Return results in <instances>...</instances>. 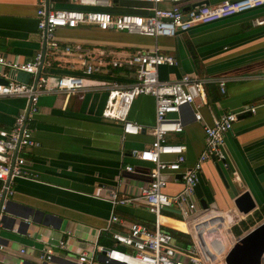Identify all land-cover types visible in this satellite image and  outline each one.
<instances>
[{
    "label": "crops",
    "instance_id": "1",
    "mask_svg": "<svg viewBox=\"0 0 264 264\" xmlns=\"http://www.w3.org/2000/svg\"><path fill=\"white\" fill-rule=\"evenodd\" d=\"M198 1L184 0L180 5L186 8ZM207 1L215 6L223 0ZM99 2L91 6L78 0H49V5L58 10H99L113 15L152 14L153 3L148 0ZM173 5L165 0L160 6ZM37 8L38 0H0V55L24 62L41 51L46 54L41 73L48 86L72 74L85 77L89 87L71 95L44 92L40 96L39 111L30 123L37 144L25 152L31 178H16L13 182L14 193L0 230L4 246L0 264H80L78 258L87 249L93 254L94 264H118L106 263L98 249L114 245L112 232H127L133 222L155 226L156 216L144 202L114 205L110 199V192L115 190L119 196H138L151 181L153 165L134 157L132 151L147 148L155 138V98H135L130 118L143 128L138 134H124L122 124L102 117L107 91L90 86L100 81L131 83L135 69L126 61L138 51L154 49L177 60L175 66L159 68L163 80L179 79L184 74L229 79L225 93L217 83H210L204 100L197 98L181 108L178 115L183 130L169 133L168 139L187 146L183 169L193 167L200 159L206 145V125L228 112L243 113L225 136L230 169L215 160L203 164L200 194L195 191L199 210L184 216L173 206L163 210L161 219L164 230L190 236L182 238L186 242L176 238L180 245L199 244L212 260H222L240 236L264 222V25L253 23L264 15V7L211 24H197L176 36L151 37L101 30L88 24L61 27L55 33L59 44L55 50L46 48L38 30ZM66 47L71 48L70 52ZM114 60L125 63L113 66ZM89 63L100 65L98 73H85ZM4 73L16 78L13 71L0 64V77L4 78ZM36 79L31 75L30 83ZM27 103L23 97L1 96L0 130L10 129ZM196 112L202 120L195 118ZM164 158L172 160L175 156ZM129 165L133 171L126 169ZM164 177L168 181L165 193L174 196L183 190L181 172L167 171ZM243 194L255 203L249 212L236 205ZM202 199L207 208L202 206ZM41 211L53 218L45 220ZM23 213L28 217H22ZM113 215L118 220L114 221ZM61 240L66 247L59 245ZM48 247L53 248L55 256L43 262L41 254Z\"/></svg>",
    "mask_w": 264,
    "mask_h": 264
},
{
    "label": "built area",
    "instance_id": "2",
    "mask_svg": "<svg viewBox=\"0 0 264 264\" xmlns=\"http://www.w3.org/2000/svg\"><path fill=\"white\" fill-rule=\"evenodd\" d=\"M153 3L152 14L148 16L125 13L113 15L99 10H58L49 5V0H38L37 25L45 42L46 48L55 50L59 46L55 38L58 28H74L80 24L97 26L101 30L127 31L151 37L176 36L179 32L188 31L197 24H211L231 16L264 7V0H223L215 6L202 4L192 8H184L180 3L184 0H171L172 7L160 6L165 0H148ZM200 1V0H199ZM83 5H98L99 0H78ZM189 8V9H188ZM254 25H264V15L253 20ZM71 48L66 47L70 52ZM45 53L37 52L28 61L14 62L0 55V64L8 67L14 73L23 71L34 75L35 83H25L4 73L8 83H0V97H23L28 103L26 108L17 115L10 129L0 130V230L4 227V214L8 209L10 197L14 193L13 182L16 178H31L26 164L25 152L35 146L34 134L30 123L39 111V98L44 92H56L67 95L83 92L89 85L83 76L66 74L61 76L53 87L47 85V78L42 75ZM125 62L114 60L113 66H122ZM135 69V79L128 84L116 81H100L90 86L106 90L108 98L102 111V117L122 124L124 134H138L142 125L130 118L132 104L140 95H151L156 102V123L153 128L154 140L150 146L142 150H133L132 155L150 162L151 181L141 188L138 196H119L111 191L110 199L114 205L135 201L144 202L148 210L156 216L154 227L144 223L133 222L127 232L113 231L114 245L99 246L106 263L118 264H227L222 260L211 259L200 245L183 247L174 235L162 228L164 222L163 210L177 207L184 216L199 210L195 200L196 186L200 182V172L208 160H215L226 169H230V161L225 149V136L238 120L240 112H228L214 119L212 125L205 126V149L200 159L193 167L183 166L186 162L187 146L169 142L168 135L183 130V121L178 115L181 108L194 103L197 98L205 99L206 86L217 83L221 93L227 91V77L208 78L192 74H184L179 79L163 80L159 76V68L175 66V56L166 54L159 49L138 51L127 61ZM100 64H102L100 62ZM99 64H86L87 75L98 73ZM95 82V81H94ZM255 109L252 108V111ZM177 114V116H173ZM197 120H202L199 112L195 113ZM165 155H174L172 160ZM127 170L133 171L132 166ZM167 171L181 172L184 188L178 194L171 196L164 192L168 181L164 177ZM236 173V172H235ZM236 175V174H235ZM112 219L118 220L117 216ZM59 245L66 247L61 240ZM124 246L130 250H124ZM4 248L1 243L0 251ZM24 252V250H23ZM54 250L48 247L41 254L43 262L54 259ZM80 264H94L93 254L87 249L78 258Z\"/></svg>",
    "mask_w": 264,
    "mask_h": 264
},
{
    "label": "water",
    "instance_id": "3",
    "mask_svg": "<svg viewBox=\"0 0 264 264\" xmlns=\"http://www.w3.org/2000/svg\"><path fill=\"white\" fill-rule=\"evenodd\" d=\"M202 4H209L207 0H200L192 5V8L200 6ZM189 9V8H188ZM16 79L25 83H30L31 74L23 71L16 72ZM0 83H8L7 79L0 77ZM243 113L238 115V119ZM200 183L196 186V192L200 194ZM203 207L207 208L208 204L204 199L201 200ZM236 205L240 210L249 212L255 207V203L248 194H243L236 200ZM33 209L30 208V212ZM43 214L44 212H39ZM22 217L27 218V214H20ZM45 220L53 218L51 214H43ZM207 224V223H205ZM264 257V222H261L254 226L252 229L245 232L240 236L231 249L226 253L225 262L227 264H263Z\"/></svg>",
    "mask_w": 264,
    "mask_h": 264
},
{
    "label": "trees",
    "instance_id": "4",
    "mask_svg": "<svg viewBox=\"0 0 264 264\" xmlns=\"http://www.w3.org/2000/svg\"><path fill=\"white\" fill-rule=\"evenodd\" d=\"M171 232H172V234L175 236V238H177V240H178L179 242H186V241H183L182 238H187V239L190 238L189 235H187V234H185V233H183V232L174 231V230L171 231Z\"/></svg>",
    "mask_w": 264,
    "mask_h": 264
}]
</instances>
